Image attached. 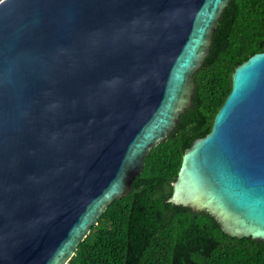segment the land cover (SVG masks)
<instances>
[{
	"label": "water",
	"instance_id": "obj_1",
	"mask_svg": "<svg viewBox=\"0 0 264 264\" xmlns=\"http://www.w3.org/2000/svg\"><path fill=\"white\" fill-rule=\"evenodd\" d=\"M229 0H0V264H66L191 108ZM264 242V51L166 200Z\"/></svg>",
	"mask_w": 264,
	"mask_h": 264
},
{
	"label": "trees",
	"instance_id": "obj_2",
	"mask_svg": "<svg viewBox=\"0 0 264 264\" xmlns=\"http://www.w3.org/2000/svg\"><path fill=\"white\" fill-rule=\"evenodd\" d=\"M264 51V0H229L196 71L191 108L143 159L130 192L113 200L66 264H264V242L222 233L212 217L166 200L191 143L209 133L231 73Z\"/></svg>",
	"mask_w": 264,
	"mask_h": 264
}]
</instances>
